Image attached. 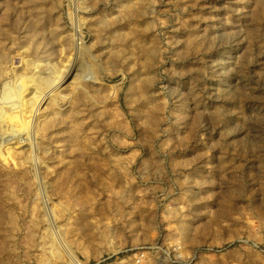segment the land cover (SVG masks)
Wrapping results in <instances>:
<instances>
[{"label":"rangeland","instance_id":"1","mask_svg":"<svg viewBox=\"0 0 264 264\" xmlns=\"http://www.w3.org/2000/svg\"><path fill=\"white\" fill-rule=\"evenodd\" d=\"M0 264H264V0H0Z\"/></svg>","mask_w":264,"mask_h":264},{"label":"bare ground","instance_id":"2","mask_svg":"<svg viewBox=\"0 0 264 264\" xmlns=\"http://www.w3.org/2000/svg\"><path fill=\"white\" fill-rule=\"evenodd\" d=\"M85 68L84 67H80V69H79V71H78V75L77 76H75V80H74V82H73V84L74 85H79V84H81L82 82H84V80H85V77L84 76H82V74H84L85 73ZM54 76L55 75H57V78H56V76L52 79V80H49L48 78V80L47 79H44L43 80V83H44V86H46V88L47 89H49V88H54L55 86L56 87H59V86H61V84L64 82V80H65V78L64 79H61V80H58L59 79V77H58V74L57 73H54L53 74ZM56 81H58V82H56ZM45 98V97H44ZM44 98H41V100L39 99V98H34L35 99V101H37V100H40V102H42L43 100H45ZM51 249H52V255L53 256H55V255H57L58 253L56 252V249H55V245H54V242H52V244H51Z\"/></svg>","mask_w":264,"mask_h":264}]
</instances>
